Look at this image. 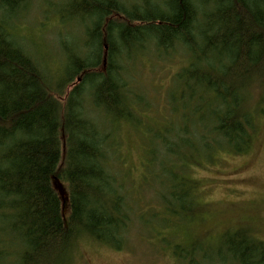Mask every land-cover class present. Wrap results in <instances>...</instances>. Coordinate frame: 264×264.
<instances>
[{
    "label": "trees",
    "instance_id": "trees-1",
    "mask_svg": "<svg viewBox=\"0 0 264 264\" xmlns=\"http://www.w3.org/2000/svg\"><path fill=\"white\" fill-rule=\"evenodd\" d=\"M31 1L0 0V236L7 239L0 245L19 246L14 264H72L86 238L123 250L133 224L108 137L87 116V101L119 121L137 120L124 80L129 61L138 52L181 49L189 64L177 74L180 98L197 99L198 113L209 110L197 144L183 145L209 159L223 148L248 153L263 112L253 90L264 87V0H73L65 13L86 23L87 39L66 47L55 88L12 33ZM179 186L167 210L199 211L184 191L196 184ZM195 251L177 247L173 255L200 264ZM9 256L0 247V264ZM203 259L264 264V242L238 232Z\"/></svg>",
    "mask_w": 264,
    "mask_h": 264
},
{
    "label": "rangeland",
    "instance_id": "rangeland-1",
    "mask_svg": "<svg viewBox=\"0 0 264 264\" xmlns=\"http://www.w3.org/2000/svg\"><path fill=\"white\" fill-rule=\"evenodd\" d=\"M72 1L32 0L12 32L54 88L66 67V47L74 49L87 39L86 23L65 13ZM133 58L124 80L137 120L119 121L103 109L95 110L91 102L86 104L87 116L108 137L114 172L125 186L133 224L123 250L86 238L79 242L72 264H183L173 255L177 247L196 249L192 258L200 264H216L205 262L203 254H216L228 236L246 232L264 242V87L253 90L254 103L263 101V112L250 151L236 155L223 148L209 159L208 153H192L182 143L197 144L199 125L205 123L200 117L209 114L195 110L197 99L180 98L177 74L188 66V55L181 49L169 54L149 50ZM179 150L195 162L183 163ZM182 180L196 184L184 191L190 192L200 210L172 215L167 210L173 202L171 193L183 188ZM0 241L7 239L0 236ZM0 247L10 253L2 263L14 264L19 246L11 241Z\"/></svg>",
    "mask_w": 264,
    "mask_h": 264
}]
</instances>
